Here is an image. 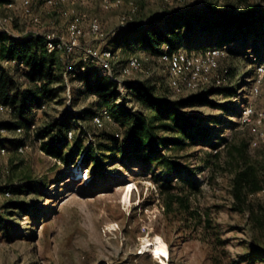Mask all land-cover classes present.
<instances>
[{"label":"rangeland","instance_id":"1","mask_svg":"<svg viewBox=\"0 0 264 264\" xmlns=\"http://www.w3.org/2000/svg\"><path fill=\"white\" fill-rule=\"evenodd\" d=\"M129 1L136 4L140 25L148 20L157 22L172 12L191 10L192 23L182 29L185 45L228 41L221 60L222 69L229 72L226 90L208 93L205 105L180 110L202 132L191 133L196 141L186 140L189 145L174 153L192 170L199 185L194 206L199 205L211 224L198 226L186 222L183 215L166 213L159 186L167 176L146 163L147 152L124 161L100 147L108 144L106 134H121L122 128L115 121L101 129L90 115L72 123L77 127L74 125L73 138L62 147V158L41 149L35 138L37 130L65 114L67 108L81 111L97 98L75 96L82 82L70 77L59 100L38 113L32 132L21 135L13 131L12 138L23 139L28 148L20 153L18 145L0 152V192L12 193V197L0 199V264H264V228L247 212L235 209L232 195L240 152L252 161L262 160L264 155V142L254 146L251 124L240 118L244 105L264 111V80L258 94L251 91L256 68L264 61V0H173L166 7L162 0H124V5L109 10L98 0H74L63 8H50L45 0H34L33 12L41 19L38 28L60 35L67 32L68 19L62 12L69 7L86 15V29L91 18H98L109 37L103 44L92 43L104 47L113 43L111 37L119 29V17ZM8 12L13 14L12 27L20 35L32 26L21 9L1 10ZM225 13L245 18L252 24L250 30L234 35L237 25L224 26ZM126 32L122 30L117 36L121 38ZM112 49L120 60L130 55L144 59L153 55L139 46ZM56 59L61 61L60 53ZM147 62L150 74L138 73L118 83L120 104L137 110L133 96L127 95L125 81L150 79L172 101L191 95L173 96L166 89V72L154 61ZM10 118L0 113V121ZM82 130L90 135L81 139ZM0 134L5 136L6 132ZM204 141L217 145L220 152L206 167L201 157L216 150ZM89 142L95 159L84 164L81 159ZM164 153L173 154L168 148ZM257 197L264 200V191Z\"/></svg>","mask_w":264,"mask_h":264},{"label":"trees","instance_id":"2","mask_svg":"<svg viewBox=\"0 0 264 264\" xmlns=\"http://www.w3.org/2000/svg\"><path fill=\"white\" fill-rule=\"evenodd\" d=\"M172 13L171 16L161 18L157 22L148 20L144 25H140L135 21L126 27H120L111 37L113 43L108 47L122 45L133 49L139 46L151 52L153 56L178 50L200 52L227 47L226 39L217 44L185 45L182 29L186 25L189 28L192 23L191 10ZM224 18L226 22L224 26L237 25L234 34L237 36L247 33L252 25L247 23L245 18L229 13H225ZM122 30L127 32L120 38L117 35ZM163 46L166 48H162ZM58 53L60 52H48L47 40L41 34L13 36L0 29V60L2 61H0V104L9 109L7 114L11 117L9 120L0 121V129L16 131L18 128L26 130L32 128L36 124L39 111H45L42 107L57 102L66 92L64 73L68 65L73 63L75 68L71 77L78 78L82 82L77 93L74 91L75 96L95 95L97 98L91 102L89 108L81 111L67 108L65 114L37 130L35 138L41 142V149L50 156L62 158V147L70 141L68 131L77 127L72 123L80 122L84 116H93L107 110L122 131L116 136L106 134L104 138L108 144L106 146L100 144V147L118 154L124 161L147 152L146 163L158 167L167 176L159 186L166 213L183 215L186 222H195L198 226L207 227V224H211L210 217L199 205L194 206L199 185L192 176V170L183 166L174 153L189 145L186 140L196 141L191 133L202 132L200 126L194 124L180 110L205 105L208 93H221L226 90L225 86L210 87L181 100L172 101L165 92L161 91L160 86L150 79L125 81L127 95H132L137 105V110H134L119 103L122 95L118 82L105 75L98 66L84 61L79 53L72 55L60 53L61 61L58 62L56 59ZM13 60H16L13 65L4 64L5 61ZM262 62L264 61L260 63ZM222 71L229 76L228 70L222 69ZM166 89L171 92L169 86H166ZM80 135L81 139H84L90 134L82 130ZM23 142V139L0 134V148H16L18 145H25ZM88 145L81 159L84 164L95 159L91 142ZM205 145L216 150V153H204L201 157L203 167L211 165L212 161L220 156L217 145L210 143ZM167 148L173 152L172 155L164 153ZM239 160L232 178L235 209L247 212L258 227L264 228V200L257 197L264 191V155L262 160L252 161L250 157L240 152ZM185 174L189 175L188 178H184Z\"/></svg>","mask_w":264,"mask_h":264},{"label":"built area","instance_id":"3","mask_svg":"<svg viewBox=\"0 0 264 264\" xmlns=\"http://www.w3.org/2000/svg\"><path fill=\"white\" fill-rule=\"evenodd\" d=\"M34 0L3 1L0 0V29L13 36H22L29 33L41 34L47 40V50L49 53H64L72 55L81 54L84 61H89L93 65L98 66L101 71L111 77L118 83L123 82L125 77H133L138 73L150 74V68H146L148 62L154 61L159 65L167 76V86H169L173 96H181L187 93H197L210 87H221L227 84L229 76L221 69V60L224 56L222 48H211L200 52H188L178 50L172 53L164 52L158 56L142 58L137 55H130L125 60H120L116 55V51L108 46H97L92 42L97 41L100 44L108 40V33L103 29L98 18H91L89 26L84 27L86 15L79 13L74 7L64 10L63 16L68 19L66 34H58L54 31H44L38 26L41 23L40 17L33 12ZM101 6L106 9H113L124 5V0H98ZM173 0H162L163 6H167ZM74 0H45V5L50 8H63L73 4ZM3 8L21 9L24 15L29 17L32 26L27 28L24 34L20 35L16 32L12 24L15 21L13 14L1 13ZM137 7L133 1L127 4V10L119 17V28L126 27L130 23L136 21ZM90 39L89 41H84ZM16 60L5 61V65H13ZM75 66L70 63L65 70V80L68 81L74 72ZM264 80V62L258 64L256 68V83L252 87V93L258 94L260 84ZM42 109H46L43 106ZM9 109L0 104V113H7ZM240 118L243 122L251 124V131L254 135L252 144L258 146L264 142V111H256L252 105H244ZM93 123L97 128H104L108 122H113L112 115L103 110L96 113L92 117ZM26 130L18 128L16 132L24 135L32 132V129ZM8 132L6 129H0V133ZM74 129L68 131V138L72 139ZM27 145H20L16 150L23 153ZM6 148H0L1 153H5ZM12 193L9 190L0 192V199L10 198Z\"/></svg>","mask_w":264,"mask_h":264},{"label":"crops","instance_id":"4","mask_svg":"<svg viewBox=\"0 0 264 264\" xmlns=\"http://www.w3.org/2000/svg\"><path fill=\"white\" fill-rule=\"evenodd\" d=\"M39 112H42V111L40 110ZM12 133H13V131H8V132H6L5 135H7L9 137H12L13 136Z\"/></svg>","mask_w":264,"mask_h":264}]
</instances>
